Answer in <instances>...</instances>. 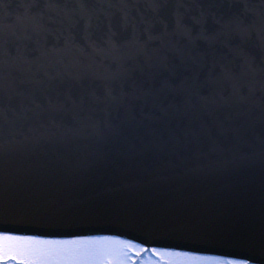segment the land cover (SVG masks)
Instances as JSON below:
<instances>
[{
    "label": "water",
    "instance_id": "water-1",
    "mask_svg": "<svg viewBox=\"0 0 264 264\" xmlns=\"http://www.w3.org/2000/svg\"><path fill=\"white\" fill-rule=\"evenodd\" d=\"M264 264V0H0V231Z\"/></svg>",
    "mask_w": 264,
    "mask_h": 264
},
{
    "label": "snow or ice",
    "instance_id": "snow-or-ice-1",
    "mask_svg": "<svg viewBox=\"0 0 264 264\" xmlns=\"http://www.w3.org/2000/svg\"><path fill=\"white\" fill-rule=\"evenodd\" d=\"M122 249H139L131 241L110 236H72L46 238L18 235L12 230L0 231V264H84L82 257L94 251H107L113 246ZM165 264H247V261L228 260L221 256L199 255L196 252L153 249ZM139 254V252L137 253Z\"/></svg>",
    "mask_w": 264,
    "mask_h": 264
},
{
    "label": "rangeland",
    "instance_id": "rangeland-1",
    "mask_svg": "<svg viewBox=\"0 0 264 264\" xmlns=\"http://www.w3.org/2000/svg\"><path fill=\"white\" fill-rule=\"evenodd\" d=\"M118 239L128 241L121 238ZM131 242L133 245H139L143 251H140L139 249H122L120 246L116 245L107 251H94L88 253L82 257V260L84 264H165V262L161 261L160 257L152 251L153 249L159 248H151L149 250L148 247L144 245L133 241ZM138 252L139 254H137ZM228 260L241 261L236 259ZM10 264H19V262L11 261ZM210 264H214V262H210Z\"/></svg>",
    "mask_w": 264,
    "mask_h": 264
}]
</instances>
